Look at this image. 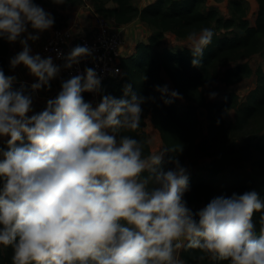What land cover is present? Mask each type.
<instances>
[{
  "label": "clouds",
  "instance_id": "clouds-1",
  "mask_svg": "<svg viewBox=\"0 0 264 264\" xmlns=\"http://www.w3.org/2000/svg\"><path fill=\"white\" fill-rule=\"evenodd\" d=\"M53 24L35 0H0V38L22 45L10 66L23 64L36 77L30 91L13 89L15 76L0 69V138H7L0 147V245L12 248L13 264H187L182 248L200 250L198 260L209 254L228 264H264V198L255 189L214 196L194 211L184 199L186 168L174 157L173 167L162 166L173 149L145 153L127 134L155 96L126 84L123 95L104 94L93 105L82 93L99 92L101 77L86 67L63 80L41 111L32 110L34 93L50 86L60 66L33 54L28 41ZM213 34L211 27L187 33L192 65ZM91 55L76 45L63 67ZM155 89L165 103L182 98L167 84Z\"/></svg>",
  "mask_w": 264,
  "mask_h": 264
},
{
  "label": "trees",
  "instance_id": "trees-1",
  "mask_svg": "<svg viewBox=\"0 0 264 264\" xmlns=\"http://www.w3.org/2000/svg\"><path fill=\"white\" fill-rule=\"evenodd\" d=\"M78 0H46V4L54 5L75 4ZM116 6L109 8L105 0H94L95 11L106 19H113L119 25H127L139 18L153 30L148 42H139L134 54L123 58L124 74L119 80H112L105 84L101 92L114 96L123 95V88L131 84L134 91L145 96H155V101H147L142 105L140 127L127 134L136 136L144 143V151H151L147 133L144 130L146 118L159 130L165 148L162 161L164 168L173 167L171 157L177 158L186 168L189 176V189L184 193L187 205L194 211L199 204L206 205L217 195L230 196L233 192L239 194L256 188L257 179L264 177V139L258 138L252 132L246 134L242 144H236L241 134L246 132L251 123L257 118H264V70L257 71L259 85L255 93L248 97L245 103L239 101L235 92H230L221 101L207 100L201 87L221 80L227 86L242 82L253 74L248 60L264 51V0H257L258 13L254 25L248 19V10L243 0H232V17L223 18L216 9L206 11L205 0H156L141 8L133 4V0H114ZM54 27L64 26L60 21L67 17L58 10H52ZM216 26L211 43L205 47L201 63L192 65L191 50L165 49L154 54L153 51L171 32L179 38L185 39L189 31H199L202 27ZM225 30L224 33L220 32ZM9 44L0 38V69L8 73ZM229 63H234L228 66ZM228 66V67H227ZM221 67H227L221 75ZM164 70L175 87L185 99V108L180 111L176 106V99L165 103L161 93L155 89L156 85L163 86L161 73ZM22 85L14 84L13 89ZM26 91L31 89L23 86ZM258 93V95H257ZM260 95V97H258ZM56 96V95H55ZM54 96V97H55ZM88 101L89 96L83 95ZM199 109L207 112L209 126L206 135L198 141L195 124L198 120ZM230 110L236 111L235 120L228 122L226 114ZM192 153L209 158L205 167L206 173L215 178L228 168L248 162L251 177L235 183L232 187H218L197 178L190 169L188 160ZM264 198V191L259 194ZM261 211H264L261 210ZM257 233L260 229V212H254ZM12 248L0 246V264H13ZM200 254L198 249L184 248L181 256L187 264H228L227 260L213 259L204 254L203 259H196Z\"/></svg>",
  "mask_w": 264,
  "mask_h": 264
},
{
  "label": "rangeland",
  "instance_id": "rangeland-1",
  "mask_svg": "<svg viewBox=\"0 0 264 264\" xmlns=\"http://www.w3.org/2000/svg\"><path fill=\"white\" fill-rule=\"evenodd\" d=\"M154 1L156 0H133V4L136 7L141 8ZM231 1L232 0H205L204 8L206 11H209L211 9H216L221 17L225 19L227 18L229 19L233 15ZM243 1L247 6V10H248L247 17L250 20L251 25H254L258 13L257 0H243ZM35 2L40 4L47 12L51 13V15L53 9L58 10L62 15L67 17V20L66 21L61 20L60 24L64 25V27H71L78 32L92 31L97 23L98 16H100L95 11L94 0H78L77 3L75 4L58 3L54 5L46 4L45 3L46 0H35ZM105 2H106V6L109 8H114L116 6L114 0H105ZM212 29L214 31L216 29V26L214 25ZM220 32L224 33L225 30H222ZM125 33L127 35L126 37L127 44L124 48V55L126 56V58H128L134 54L136 50V46L139 42H146V43L148 42V38L152 35L153 30L146 23L142 22L139 18H137L128 25H125ZM186 44H187L186 38L182 39L177 37L171 32H167L165 33V37L162 39L160 44L155 47L153 53L157 54L165 49L181 50L183 48H189ZM20 46H21L20 43L12 42V53L9 56L10 58L21 50L19 49ZM30 48L33 54L39 53L41 55V45L38 49L34 47L32 49V46H30ZM248 62L253 69V74L249 78L243 80L242 82H239L231 86H227L219 79L212 84L203 85L201 89L204 92L207 100L221 101L225 99L230 92H235L239 96V101L241 103H245L248 100V97L253 93H255V91L258 88L259 76L257 71L259 69L264 70V51L261 54L252 56L248 60ZM22 65L23 64L15 66L14 67L16 68L15 70L17 72H21ZM232 65H234V63H229L228 66H232ZM227 67L220 68L221 75H223V72ZM27 76L28 79H30L29 78L30 76L33 79L35 78L36 80V77H34L33 75L31 76V73H29L28 75L23 76L24 81L28 80ZM161 79H162V84L163 85L167 84L170 91L175 89L172 80L164 70H162ZM52 89H53L52 86L42 87L41 89L35 92L36 94L33 99V109H32L34 112H39L46 106V104L43 103H45V101L51 98V95L53 93ZM212 93H215V95L212 96L211 95ZM37 94L38 95L42 94V96L44 97L43 98L41 96L38 97ZM46 94L47 96H45ZM53 95L55 96L54 93ZM258 97H260V95ZM52 98L54 97L52 96ZM42 99H43V103H42ZM100 99H101V94L97 98H89L88 101H91L93 105H95L100 101ZM185 105H186V101L183 97L176 98V106L178 110L182 111L185 108ZM30 114L31 113H29V115ZM197 115H198V120L197 123L195 124V129L198 132V135L196 137V140L198 141L202 136L207 134L209 120H208L207 112L204 109H199ZM235 116H236V111L230 110L226 114L225 118L227 119L228 122L229 121L233 122L235 120ZM144 130L147 133L151 151L165 148L161 134L159 130L156 129L155 126L153 125L150 116L146 118ZM249 132H252L258 138L264 139V118L255 119L251 123L247 131L241 134L240 139L236 140V144L239 145L242 144L244 141L243 137ZM6 139H7L6 137L0 138V147H6L5 144ZM208 163H209V158L203 157L201 155H197L195 153H192L188 160V165L190 169L196 174L197 178L203 179L206 182L214 184L218 187H232L233 185H235V183L239 181H244L247 178L251 177L252 175L249 163L242 162L240 164L228 168L226 171L216 176L215 178H212L205 171V167L207 166ZM255 190L258 192V194H261L264 191V177L257 179ZM203 206L204 205L201 203L198 205L197 208L199 209ZM183 249L184 248L179 250L180 256Z\"/></svg>",
  "mask_w": 264,
  "mask_h": 264
},
{
  "label": "built area",
  "instance_id": "built-area-1",
  "mask_svg": "<svg viewBox=\"0 0 264 264\" xmlns=\"http://www.w3.org/2000/svg\"><path fill=\"white\" fill-rule=\"evenodd\" d=\"M42 37L41 56H51L53 62L60 66V72L50 81L53 93L57 95L61 90L63 80L77 73H83L86 67H92L101 77L99 92H84L82 95L89 98L100 96L105 84L120 79L124 74L122 60L124 48L127 44L125 25L117 24L113 19L98 16L97 23L92 31L78 32L71 27H53L45 30ZM76 45H87L92 55L81 58L78 64L64 68L63 55H66ZM63 55L58 57L57 52Z\"/></svg>",
  "mask_w": 264,
  "mask_h": 264
},
{
  "label": "crops",
  "instance_id": "crops-1",
  "mask_svg": "<svg viewBox=\"0 0 264 264\" xmlns=\"http://www.w3.org/2000/svg\"><path fill=\"white\" fill-rule=\"evenodd\" d=\"M128 25V24H127ZM54 27V24L51 26V28H49V29H47V30H51L52 28ZM28 31L29 32H33V33H35V31L36 30H34V29H31V27L29 26V28H28ZM46 34V32H40V34H39V38L38 39H36V40H34V41H32V40H29L28 41V43H29V46H32V49H33V47L34 48H36V49H38L39 47H40V45H42V37H43V35H45ZM23 35V34H22ZM20 43L19 42V40H17V41H15L14 43ZM8 44H9V54H8V56H7V61H8V64L10 65V55H11V53H12V42H9L8 41ZM38 44V45H37ZM19 49H22V45L19 47ZM16 68H13V67H11V70L8 72V73H6V75H13V76H15V80H14V82H13V84L12 85H14V84H19V85H22V86H25V87H28V88H30V85L33 83V82H35V81H32V80H35V78L33 79L32 77H30L29 76V78L30 79H28V76H27V81H24V78H23V76H26V75H28L30 72H29V70L24 66V65H22V71L21 72H17L16 70H15ZM31 76H32V74H31ZM50 87V86H49ZM44 92V91H43ZM40 93V92H39ZM38 93V94H39ZM35 94L36 93H34V96H35ZM37 94V96L39 97V96H41L42 98L44 97V96H42V94L41 95H38ZM45 96H47V94L45 95ZM52 96L54 97V95H53V93H52V95H51V98H52ZM50 98V97H49ZM34 99V98H33ZM46 102L47 101H45V103H43V99H42V103L43 104H46Z\"/></svg>",
  "mask_w": 264,
  "mask_h": 264
}]
</instances>
